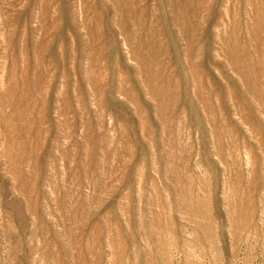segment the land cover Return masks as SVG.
Here are the masks:
<instances>
[{
    "label": "rangeland",
    "instance_id": "1",
    "mask_svg": "<svg viewBox=\"0 0 264 264\" xmlns=\"http://www.w3.org/2000/svg\"><path fill=\"white\" fill-rule=\"evenodd\" d=\"M0 264H264V0H0Z\"/></svg>",
    "mask_w": 264,
    "mask_h": 264
}]
</instances>
